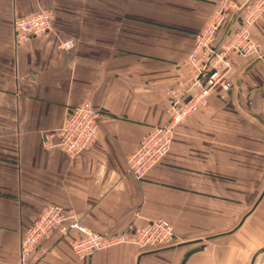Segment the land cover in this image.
Returning <instances> with one entry per match:
<instances>
[{
  "label": "crops",
  "instance_id": "0c3cea01",
  "mask_svg": "<svg viewBox=\"0 0 264 264\" xmlns=\"http://www.w3.org/2000/svg\"><path fill=\"white\" fill-rule=\"evenodd\" d=\"M224 1L226 30L249 0H0V264H20L21 235L47 205L101 234L164 219L174 241L79 258L78 232L51 231L25 264H249L264 246V15L250 28L263 56L232 58L225 99L212 94L180 123L143 177L126 164L166 122L165 95L189 77L195 36ZM38 10L52 30L15 46L13 19ZM85 101L99 113L91 149L45 150L42 133Z\"/></svg>",
  "mask_w": 264,
  "mask_h": 264
},
{
  "label": "built area",
  "instance_id": "2783aa9c",
  "mask_svg": "<svg viewBox=\"0 0 264 264\" xmlns=\"http://www.w3.org/2000/svg\"><path fill=\"white\" fill-rule=\"evenodd\" d=\"M227 4L224 1L219 5L195 36L193 48L184 63L190 69L189 77L165 95L168 105L166 122L151 127L135 150L128 154L127 170L134 177H143L163 159L177 126L205 105L212 94L217 93L221 99H225L233 86L229 76L233 57H262L261 48L251 40L249 31L253 22L264 14V0H249L238 9L235 25L221 30ZM51 22L52 13L47 10L15 17L12 21L15 46L48 35L52 30ZM59 46L69 50L74 47V41L69 38ZM98 117L99 113L86 101L67 109L58 129L42 133L44 149H59L69 159L88 151L98 136ZM51 231H58L62 235L70 231L78 232L80 237L72 241L71 250L79 258L119 244L155 249L174 241L173 228L164 219L146 222L132 232L101 234L83 226L73 211L47 205L21 235L20 264L26 263L38 243Z\"/></svg>",
  "mask_w": 264,
  "mask_h": 264
},
{
  "label": "water",
  "instance_id": "95a60500",
  "mask_svg": "<svg viewBox=\"0 0 264 264\" xmlns=\"http://www.w3.org/2000/svg\"><path fill=\"white\" fill-rule=\"evenodd\" d=\"M264 254V246L256 250L251 258L249 264H258L260 257Z\"/></svg>",
  "mask_w": 264,
  "mask_h": 264
},
{
  "label": "rangeland",
  "instance_id": "374dc122",
  "mask_svg": "<svg viewBox=\"0 0 264 264\" xmlns=\"http://www.w3.org/2000/svg\"><path fill=\"white\" fill-rule=\"evenodd\" d=\"M264 15V14H263ZM262 16V15H261ZM260 16V17H261ZM259 18V17H258ZM222 25V24H221ZM249 33H250V31H249ZM250 38H251V40L254 42V43H257L259 46H260V48H261V45L258 43V42H256V41H254L253 39H252V37H251V33H250ZM263 50H262V48H261V55L263 56V52H262ZM158 126V125H157ZM154 127V126H153ZM140 142V141H139ZM139 144V143H138ZM258 264H264V254L262 255V257L259 259V261H258Z\"/></svg>",
  "mask_w": 264,
  "mask_h": 264
},
{
  "label": "bare ground",
  "instance_id": "6f19581e",
  "mask_svg": "<svg viewBox=\"0 0 264 264\" xmlns=\"http://www.w3.org/2000/svg\"><path fill=\"white\" fill-rule=\"evenodd\" d=\"M154 220H155V219H154ZM261 257H262V256H261ZM261 257H260V258H261Z\"/></svg>",
  "mask_w": 264,
  "mask_h": 264
}]
</instances>
